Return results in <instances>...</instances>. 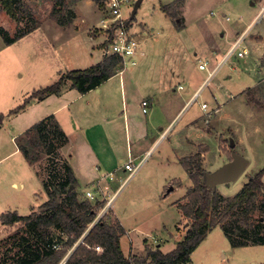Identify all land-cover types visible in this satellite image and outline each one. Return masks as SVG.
<instances>
[{
	"label": "crops",
	"instance_id": "1",
	"mask_svg": "<svg viewBox=\"0 0 264 264\" xmlns=\"http://www.w3.org/2000/svg\"><path fill=\"white\" fill-rule=\"evenodd\" d=\"M145 2L149 3L147 10L150 11L151 17L144 22L135 21L138 20L136 18L138 10ZM256 3H259L261 8L257 14L258 16L261 10L263 11L264 0H253L252 4L254 6ZM92 5L103 14V19L104 13L93 0L67 1V5L63 9L62 20L55 18L40 20L41 23L37 29L11 45L37 36H48L49 40H54L51 36L57 34L59 37V40H56L57 42L60 41L62 35L67 36L66 42H69L68 45L73 46L75 51H78L76 53H82V58L81 56L77 58L76 54L74 55L75 52H70L73 65L76 66L75 64H82L83 62L86 64L83 67H73L70 71L95 66L104 59L102 48L105 44V34H102V30L105 29H100L99 26H96L97 21L91 22L86 17L85 9L92 7ZM167 5H170V3L166 4L162 0H145L134 16L133 21L135 23L131 19L128 21L130 32L138 43L137 65L128 67L122 73H117L97 89L86 94H81L76 89H72L67 83L59 95H51L39 100L33 98L26 109L14 115L17 120L20 118L25 119L28 116H39L33 123L32 121L27 122L25 127L17 131L12 138L16 142L19 136L36 123L49 116L56 117L69 138V143L62 148L61 152L67 155L69 159V164L78 181L77 190L81 195H86L87 198L88 192H91L93 196L88 199L93 204H106L104 216L112 224L119 223L124 229L121 245L124 254L131 259L145 253L147 245L161 250V247L172 240L179 243L186 234L189 218L179 209L182 215L180 225L169 228L166 220H162V223L153 226L141 219L140 213L128 211L130 209L128 204L122 203L117 209V202L120 198L117 196L128 180L141 174L140 172L146 164L148 156L165 143H167L166 147L172 153H165L160 158V163L171 167L173 161L179 164L186 176L190 178L181 160L200 153V148L205 140L212 141L213 135L199 121L205 116L202 113L208 110H211L208 116L217 117L222 105L217 103L213 108H210V105L204 108L203 104L205 103L203 102L201 107L190 115L191 118L186 119L184 122L183 120L187 115L182 118L179 122L180 129L177 130L176 134L173 133L176 129L174 131L172 129L180 119L179 117L185 112V109L193 103L196 104L202 90L208 84V80L213 78L221 68L222 63L228 60L226 56L231 47L226 48L232 46L239 38L242 39L241 45L244 40V37L231 39L230 33L222 32L220 35L222 39H219V41L213 39L209 43L207 40L192 43L190 42L192 35H189V31L194 24L189 19V4L184 1L181 5H177L176 13L179 16L177 21H174L163 10V6ZM93 11L94 13L97 12L95 8H93ZM6 16L9 18L7 14ZM16 25L20 29L23 22ZM139 26L142 27L141 34L139 33L141 31ZM156 28L159 30L157 31L159 38L154 39L152 35ZM49 30H52L53 34L48 35ZM201 30L199 26L194 28L196 33L201 34ZM7 31L9 32V30ZM172 31L175 32V35ZM0 39L3 40L4 46H11L5 43L1 35ZM78 42H81L82 49L77 46ZM91 43H93V46H91ZM241 45L237 51L246 50V54L243 57L237 56L243 59L248 56L249 51L247 48L241 50ZM225 49L227 51L223 54V62H217L216 60H219ZM191 52H193L194 61L197 60L199 63L200 79L193 77L186 66V60L191 58ZM205 63L207 67L201 69L200 66ZM260 67L264 68V64L261 63ZM205 72H208L207 76L202 74ZM262 75V72L257 74L258 78ZM259 84L262 83L259 82ZM232 98L233 96L229 97V99ZM145 100L149 102L147 113L144 112L143 102ZM15 153H21L18 146ZM207 154H201L204 169ZM130 158L134 162L138 161L137 164L142 163V165L135 175L128 180L125 178L115 190L114 183L122 180V178H118L119 176L117 177V174L120 173L121 166L125 171L123 166L129 162ZM2 160L4 158L0 162ZM211 164L214 165V163ZM30 166L34 169V165ZM161 185L163 189L161 200L166 203V199L170 196V192L165 191L166 188L170 186L177 188L176 186L182 184L177 178L170 176ZM191 185L193 186L192 180ZM185 196L176 202L185 204L187 202ZM126 200L131 202L130 195ZM33 211L36 210L33 209L31 213ZM8 212L12 211L5 213ZM217 228H214L199 246L204 243L205 245L213 243L208 240L215 232L221 231L224 234L220 227L219 230H215ZM227 241L230 243L228 239ZM126 242L128 243V250L125 247ZM231 248L255 249L260 255H264V245L241 248H233L231 245ZM73 250L68 251L61 264H64ZM196 250L191 255V261L187 264H205L204 260H201V262L195 260ZM261 260L264 264V257ZM150 262L151 260L147 261L149 264ZM252 263L257 264L254 259L250 258L244 261V264ZM207 264L223 263L213 257Z\"/></svg>",
	"mask_w": 264,
	"mask_h": 264
},
{
	"label": "rangeland",
	"instance_id": "2",
	"mask_svg": "<svg viewBox=\"0 0 264 264\" xmlns=\"http://www.w3.org/2000/svg\"><path fill=\"white\" fill-rule=\"evenodd\" d=\"M184 1L189 4V19L194 24L189 31V35H192L190 42L207 40L209 43L213 39L219 41V39H222L220 37L221 33L228 32L231 39L244 37L240 49L247 48L249 51L246 58H238L239 51H237L226 62L222 63L226 49L233 45L225 46L227 48L222 52L219 60H216L222 63L221 68L213 78L208 80V84L202 90L196 104L193 103L185 109V112L179 117L180 119L172 129V131L176 129L173 132L176 134L177 130L180 129L179 122L182 118L187 115L183 122L191 118L190 115L196 112L203 102L210 105V108L215 107L217 103L222 105L219 115L215 118L208 116L211 110L205 111L206 114L202 113L205 116L199 122L207 128L206 130L213 137L212 141L205 140L199 152L200 154L208 153L205 158L207 160L206 173L214 172L230 161L233 151L242 153L250 161L246 170L236 181L218 185L217 191L226 198H231L242 190L251 176H255L264 168V107L263 105L258 106L256 103H250V97L247 95V90L254 88L256 89V98L264 103V68L260 67L264 61V8L257 16L261 8L259 3L254 6L252 4L253 0ZM105 2L106 0L104 4ZM162 2L171 5L179 2V0H162ZM24 4L38 20L53 18L51 16L52 0H24ZM148 4V2H145L140 7L136 15L138 20L135 21L144 22L151 17L150 11L147 10ZM93 8L97 11L93 5L85 9L89 21H97L96 26H99L100 29L108 27L111 18L102 19L103 14L99 11L94 13ZM105 10L106 8L101 9L102 13L105 14ZM133 12L134 5L126 7L123 11L124 18L129 21ZM23 19V25L18 29L17 21L8 18L0 7V28H3L6 32L9 30V38L15 37L20 30L24 31L31 27L26 17ZM133 23L135 22L133 21ZM198 26L202 29L201 34L194 31V28ZM139 28L141 34L142 27L139 26ZM157 31H159L158 28L152 35L154 39L159 38ZM103 32L104 30H102V34H105ZM172 33L175 35L174 31ZM50 34H53L52 30L48 32V35ZM51 37L54 40H49L48 36H37L28 40L24 39L11 46H4L3 40L0 39V114L6 117L0 130V160L4 158L0 162V216L7 211L17 212L21 216H28L33 209L40 211L41 205L48 200V195L43 187V179L59 182L65 178L64 165L65 162H69L67 155L62 152L60 155H53L51 159L37 163L33 169L24 159L23 154L15 153L17 142L12 139L19 129L25 127L27 122L32 121L33 123L39 116H28L25 119L20 118L17 120L11 111L22 105L32 93L56 83L63 73L70 71L73 67L86 65L84 62L75 64L76 66L73 65L70 52H75L74 55L76 54L77 58L80 56L82 58V53H76L78 51H75L73 46L68 45L69 42H66L67 36L62 35L59 42L56 41L59 40L57 34ZM64 42L67 44H63ZM75 43L77 44V42ZM91 44L93 46V43ZM77 46L82 49L81 42H78ZM77 50L79 49L77 48ZM186 66L193 77L200 79L199 63L197 60L194 61L193 52H191V58L186 60ZM258 72L263 74L259 78L257 76ZM202 74L207 76L208 72ZM259 82L262 83L263 87L258 88L260 86ZM242 93L244 94L242 95ZM230 96H233V98L229 99ZM40 98L41 96L37 100ZM232 140L234 143L233 148L231 146ZM166 144H163L148 156L140 175L126 182L117 196L120 197L117 202V209L122 203L128 204V207H130L128 211L140 213L141 219H144L145 222L147 221L155 226L162 223V220H166V224L171 228L180 225L182 221L180 212L182 210L180 204L176 201L184 197L192 185L190 178L186 176L179 164L172 161L170 167L167 164L160 163V158L165 153H172L166 147ZM137 163L138 161L134 162V164ZM211 163H214V165ZM125 164L123 168H125ZM128 175L129 171H126V169L124 171L121 166V171L117 174V177L119 176L118 178H122V180L114 183L115 190ZM170 176L177 178L182 185L176 186L177 188L174 186V190L170 192V196L164 203L161 200L163 191L161 184ZM171 187L166 188L165 191L168 192ZM82 195L83 199H87L86 195ZM128 195L131 197V202L126 200ZM256 217L264 221V217H261L260 212L256 213ZM218 228L215 230H219ZM21 236L34 237L30 233L29 227H26L23 223L6 226L0 220V264L3 262V254L7 246H11V243ZM53 237L56 242L62 245L65 242L64 237L62 240L60 239L59 233H53ZM208 241L213 243L206 245L204 243L196 250L194 254L196 261L201 262V260H204L207 264L213 257H216L223 264H244V261L250 258L254 259L257 264H262L261 258L264 255H260L255 249H232L221 231L213 233ZM177 243L172 240L161 247V251L170 253L177 247ZM125 247L128 250L127 242ZM14 254L15 252L11 253L10 256H14ZM145 256L146 252L138 257L145 258Z\"/></svg>",
	"mask_w": 264,
	"mask_h": 264
},
{
	"label": "trees",
	"instance_id": "3",
	"mask_svg": "<svg viewBox=\"0 0 264 264\" xmlns=\"http://www.w3.org/2000/svg\"><path fill=\"white\" fill-rule=\"evenodd\" d=\"M52 1L51 16L62 20L67 0ZM93 1L103 9L105 0ZM183 1L163 6V10L177 21V5H181ZM0 7L10 18L17 21V24L20 25L22 19L27 17L31 25L27 30H20L12 38H9L8 32L0 28V35L7 45L15 43L37 29L41 23L24 4V0H0ZM134 16L131 17V21L135 19ZM122 68L121 59L117 55H111L90 68L65 72L56 83L32 93L11 113L15 115L26 109L33 98L59 95L67 83L72 89L86 94L104 84ZM261 87L262 84L258 88ZM255 90L254 88L247 90L250 103L264 107V103L256 98ZM5 118L0 114V129ZM68 143L69 138L55 116H49L36 123L17 138L19 151L27 162L34 166L51 159L53 155H60L62 148ZM181 163L193 182L185 196L187 202L180 204L190 224L184 238L172 252L165 254L160 249L147 245L145 258L127 257L121 245L124 229L119 223L112 224L106 216L96 221L106 204H93L88 198H82L77 190L78 181L74 171L69 162H65L63 180L53 182L43 179L48 200L41 205L40 211H33L28 216H21L17 212H8L0 216L2 224L10 226L23 223L34 236L33 238L21 236L11 243V246H7L2 264H61L72 248L74 250L64 264H144L148 260H151V264H187L191 261L193 252L216 227L223 230L233 248L264 245V221L256 217L257 212L264 217V169L251 176L235 196L226 198L205 184L203 179L206 171L200 153L182 159ZM53 233H59L65 238L59 251L53 249L55 242ZM96 246H101L103 252L98 253L95 250ZM13 252L14 256H10Z\"/></svg>",
	"mask_w": 264,
	"mask_h": 264
},
{
	"label": "built area",
	"instance_id": "4",
	"mask_svg": "<svg viewBox=\"0 0 264 264\" xmlns=\"http://www.w3.org/2000/svg\"><path fill=\"white\" fill-rule=\"evenodd\" d=\"M106 4V5H105ZM103 9L106 8L104 18L107 20L108 18H111V23L108 25V27L105 28V44L102 48V52L104 57H109L111 55H117L122 62V70L119 71V73H122L130 66L137 65V56H138V43L137 40L134 38V36L131 34L129 29V22L124 18L123 11L126 7L133 6L135 4V0H106ZM264 15V11H263ZM241 39H239L237 42L233 44V46L228 51V54L226 56L227 59H229L231 56H233L238 48L241 45ZM246 54V50L239 51L238 56L243 57ZM207 67V64H202L200 66L201 69H205ZM144 105V112L147 113L149 110V102L145 100L143 102ZM204 108L207 107V104L203 105ZM142 163H139L137 165L134 164V160L130 158L129 162L125 164L126 171H129V175L127 177V180L131 178L133 175H135ZM93 194L91 192H88V198H91ZM106 208H103L96 221L101 219L105 214ZM62 244L57 243L56 241L53 244V249L56 251L61 250ZM74 248L70 249L69 251L73 250ZM95 250L98 253L103 252V248L101 246H96Z\"/></svg>",
	"mask_w": 264,
	"mask_h": 264
},
{
	"label": "water",
	"instance_id": "5",
	"mask_svg": "<svg viewBox=\"0 0 264 264\" xmlns=\"http://www.w3.org/2000/svg\"><path fill=\"white\" fill-rule=\"evenodd\" d=\"M145 0H136L134 4L133 16L136 14L141 3ZM232 148L234 143L232 140ZM249 165V160L240 153L232 152V159L214 172L205 173L204 182L213 191L217 190L218 185L227 184L236 181L241 174L246 170ZM174 187L172 186L168 192H172Z\"/></svg>",
	"mask_w": 264,
	"mask_h": 264
}]
</instances>
